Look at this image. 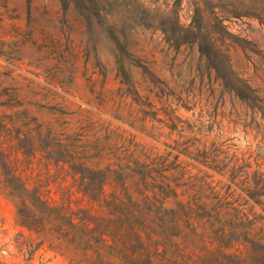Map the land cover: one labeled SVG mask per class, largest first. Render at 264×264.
Returning a JSON list of instances; mask_svg holds the SVG:
<instances>
[{"label":"trees","instance_id":"16d2710c","mask_svg":"<svg viewBox=\"0 0 264 264\" xmlns=\"http://www.w3.org/2000/svg\"><path fill=\"white\" fill-rule=\"evenodd\" d=\"M187 1L192 13L189 22L182 23L178 16L181 0H173L160 13L157 0L153 7L140 0H57L63 15L72 10L80 17L92 48L98 31L99 40L109 49L117 88L114 97L106 100L129 96L138 106L140 120L153 112L148 111L146 96L137 91L131 67L151 84L160 81L150 71L148 60L129 50L126 37L136 29L158 33L160 42L174 53L181 47L195 48V75L183 93L191 91L195 76L199 82L204 78L207 87L218 82L222 91L244 103L251 113L258 111L264 121L260 88L251 86L248 76L233 72L227 58L228 49L237 46L247 62L256 63L264 72V39L258 43L239 37L224 24L230 18L245 17L256 19L258 27L264 28V0ZM96 99L103 100L98 93ZM35 127L38 144L23 135L29 148L20 153L34 156L40 151L45 159L66 164L76 182L74 189L57 185L51 192L47 183L28 180L17 158L19 148L6 146L10 137L0 132V191L13 202L18 224L49 235L54 246L65 251L69 264H94L88 262L87 251L99 248L120 253L125 264H264V175L253 172L248 180L242 165L227 170L230 183L241 184L244 197L230 183L219 184L201 169L189 173V163L178 160V154L152 155L140 150L134 155L129 149L134 145L132 135L112 136L108 124L95 127L85 121L70 133L50 127L41 132L40 123ZM17 140V146L23 147L19 146L23 139ZM104 158L107 163L100 165ZM191 158L217 171L226 166L212 151H197ZM172 169L177 176L164 174ZM168 178L174 187H185V201L175 200ZM147 185L153 189L150 195ZM202 186L209 189L207 195L201 192ZM254 204L259 212L253 210ZM199 223L206 226L205 233L198 232ZM153 235L157 238L152 239Z\"/></svg>","mask_w":264,"mask_h":264},{"label":"rangeland","instance_id":"374dc122","mask_svg":"<svg viewBox=\"0 0 264 264\" xmlns=\"http://www.w3.org/2000/svg\"><path fill=\"white\" fill-rule=\"evenodd\" d=\"M140 1L150 7L155 4V0ZM172 1L157 0V13L167 11ZM191 13L190 3L181 0L180 22L188 23ZM224 24L239 37L258 43L264 39V28H259L254 18H230ZM211 25L212 22L207 29ZM96 37L92 48L80 17L72 10L63 15L57 0H0V132L10 137L6 146L19 148L17 158L28 180L47 183L51 192L57 185L74 189L76 182L66 164L45 159L40 151L34 156L20 152L29 148L23 135L31 137L35 146L38 144L34 139L35 123H40L41 132L50 127L55 132L70 133L85 121L95 127L108 124L112 136L131 134L134 145L130 144L129 149L134 155L140 150L152 155L170 151L178 154V160L189 163V173L201 169L222 185L230 183L227 170L231 166L242 165L248 180L253 172L264 175V121L259 112L251 113L244 103L222 91L218 82L207 87L204 78L199 82L195 76L191 91L183 93L195 75V48L181 47L174 53L160 42L158 33L151 35L148 30L136 29L127 34L129 50L148 60L150 71L160 81L151 84L139 69L131 67L137 91L146 96L148 111L153 112L140 120L138 106L129 96L106 100L114 97L117 83L109 49L99 40L98 31ZM235 48L227 51L230 69L248 76L249 84L258 86L264 97V72L256 63L247 62L240 49ZM96 93L103 100H97ZM17 138L23 139L19 145L23 147L17 146ZM201 150L216 154V159L226 164L224 169L217 171L191 158ZM100 163L106 164L107 159ZM164 174L177 176V170ZM168 182L174 187L169 178ZM231 187L247 197L241 184ZM146 189L150 195L153 189L148 185ZM184 189L174 187L175 200L187 199ZM200 190L205 195L209 193L205 186ZM172 201L169 197L168 204L172 205ZM253 210L259 212L260 208L254 204ZM197 230L205 233L206 226L199 223ZM54 245L49 235L20 226L13 202L0 191V264H69L65 251ZM74 252L81 255L79 249ZM87 254L88 262L95 261L94 264L126 263L120 253L107 248L90 249Z\"/></svg>","mask_w":264,"mask_h":264}]
</instances>
